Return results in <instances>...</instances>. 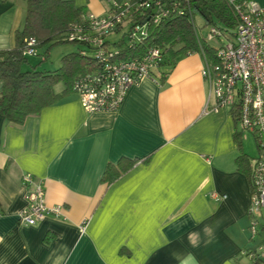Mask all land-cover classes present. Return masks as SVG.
I'll return each mask as SVG.
<instances>
[{"label": "crops", "instance_id": "0c3cea01", "mask_svg": "<svg viewBox=\"0 0 264 264\" xmlns=\"http://www.w3.org/2000/svg\"><path fill=\"white\" fill-rule=\"evenodd\" d=\"M72 1L96 15L106 8ZM24 17L23 0H0V49L14 46ZM203 67L198 53L179 56L163 82L153 72L115 112L88 113L70 92L21 125L0 114V264H252L248 249L264 258L237 163L254 157L231 112L209 108ZM129 162L102 180L107 164ZM25 173L42 181L46 204L63 206L61 216L19 222Z\"/></svg>", "mask_w": 264, "mask_h": 264}, {"label": "built area", "instance_id": "2783aa9c", "mask_svg": "<svg viewBox=\"0 0 264 264\" xmlns=\"http://www.w3.org/2000/svg\"><path fill=\"white\" fill-rule=\"evenodd\" d=\"M102 1L107 3L104 12L100 15L87 12L69 34L71 39L90 44L98 64L95 70L78 76L72 84L88 113L117 111L130 87L151 77L162 61L157 47L148 48L141 57L124 58L105 41L115 34L116 38L128 41L141 40L147 36L150 22H159L170 11L162 0ZM234 9L239 22L232 33L210 26L206 35L200 34L213 45L215 54V61L205 62L201 73L213 99L209 108L228 109L236 117L239 129L252 134L257 141L258 154L250 160L248 208L249 232L254 237L264 209V5L256 0H241L234 3ZM139 13L148 16L140 18ZM125 25L127 28L123 31ZM21 182L27 192L26 205L18 213L19 222L34 225L47 215L61 216L62 205L46 204L42 181L25 173ZM211 197L223 198L216 193Z\"/></svg>", "mask_w": 264, "mask_h": 264}, {"label": "trees", "instance_id": "16d2710c", "mask_svg": "<svg viewBox=\"0 0 264 264\" xmlns=\"http://www.w3.org/2000/svg\"><path fill=\"white\" fill-rule=\"evenodd\" d=\"M23 1L25 17L21 28L15 32V44L12 48L0 49V114L7 122L15 125L23 124L28 116L37 114L43 107L74 92L73 81L78 76L95 70L98 65L90 44L69 38L74 25L84 20L86 9L75 6L72 0ZM237 1L241 0H162L164 6L170 7L169 14L157 23L150 22L145 38L128 41L115 37L108 38L105 43L109 48L119 50L120 57L124 58L141 57L148 48H159L162 61L155 71H159L158 78L163 82L179 56L198 53L204 63L215 61L213 45L200 34L205 27L210 26L228 34L232 33L239 22L234 9ZM139 15L140 18L148 16L141 13ZM197 19L201 20V25L197 24ZM29 41H33V44L29 45ZM64 41L81 46L76 51L63 55L57 69L41 70L29 62L28 56L44 57L48 54V49L40 53L39 48L42 45ZM30 49L31 52H28ZM59 83L62 84L61 91L56 90ZM234 119L238 124L235 116ZM240 135L241 130H238L235 135L237 141ZM253 139L258 149L255 136ZM237 163L250 182V160L245 154H241L237 157ZM131 165L132 162L107 164L102 180L110 183ZM260 231L264 232V220L258 222L256 236ZM256 236H251V239ZM261 245H264V241ZM246 254L251 255L252 264H264V258L256 253V249H248Z\"/></svg>", "mask_w": 264, "mask_h": 264}, {"label": "rangeland", "instance_id": "374dc122", "mask_svg": "<svg viewBox=\"0 0 264 264\" xmlns=\"http://www.w3.org/2000/svg\"><path fill=\"white\" fill-rule=\"evenodd\" d=\"M104 4L107 6L106 2H104ZM201 23H202L201 20L197 19V24L201 25ZM123 28L124 31L126 30L127 26L125 25ZM206 32H207V28L205 27L201 33L202 35H206ZM112 37L115 38L116 34ZM80 46L81 45L69 41L59 42L52 45L46 43L45 45H42V47L39 48V51L40 53H43L48 49V54L44 55V57H42V55L28 56V59L32 65H37V67L41 70H54L61 65V59L63 55L70 53L72 51H76ZM58 87L61 88L62 84L59 83ZM242 134H243L242 135L243 141L250 145L252 151L250 155L252 157H255L257 155L258 149L256 147L252 135H250V133H248L247 131H243ZM261 213H264V209H262ZM262 220H264V218H260L259 222H262ZM262 236H264V234H262L261 237ZM256 237L258 238L255 239V242H257L260 236L258 235Z\"/></svg>", "mask_w": 264, "mask_h": 264}]
</instances>
